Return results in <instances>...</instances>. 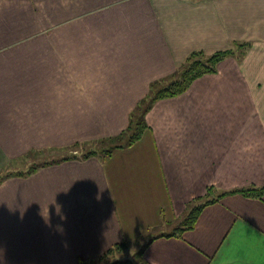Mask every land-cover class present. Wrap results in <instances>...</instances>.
Returning <instances> with one entry per match:
<instances>
[{
	"label": "crops",
	"instance_id": "1",
	"mask_svg": "<svg viewBox=\"0 0 264 264\" xmlns=\"http://www.w3.org/2000/svg\"><path fill=\"white\" fill-rule=\"evenodd\" d=\"M242 43V61L156 101L132 146L4 179L0 264H90L124 241L147 264H264V193L158 237L210 186H264V0H0V169L119 135L191 53Z\"/></svg>",
	"mask_w": 264,
	"mask_h": 264
},
{
	"label": "trees",
	"instance_id": "2",
	"mask_svg": "<svg viewBox=\"0 0 264 264\" xmlns=\"http://www.w3.org/2000/svg\"><path fill=\"white\" fill-rule=\"evenodd\" d=\"M250 43L236 44L235 49L229 48L225 50H219L212 54H206L203 51H194L191 53L188 58L180 65V67L170 76L164 79L155 81L150 86V91L144 99H142L134 112L131 115L130 123L128 127L119 135L104 138L97 141H86L82 143H76L73 147H83L81 151H78V154H74L69 151L68 147L61 148H49V149H33L28 151L25 155L11 160L8 167L0 169V183L14 175H28L37 171L41 167H45L51 164H56L61 161L70 160V159H85L92 156H101L109 157L115 150L124 149L132 146L137 141H139L148 128V125L145 121L146 113L152 108L154 103L163 98L175 97L185 91H187L191 84L197 78L205 75L218 72V64L224 59L238 54V60L242 61L243 58L248 53L250 49ZM126 139V140H125ZM122 140H125L124 143ZM92 143H97L95 147H87ZM61 151L64 154H53L45 155V151ZM69 151V152H68ZM65 152H68L65 154ZM80 152V153H79ZM31 154H37V157L29 159ZM29 159V160H28ZM23 162L27 167L19 169H12L17 162ZM2 173L3 171H5ZM264 193V186L257 187L251 185L248 187H243L239 189H234L231 191H222L217 189L214 186L207 188V192L204 196L193 199L190 203L187 204L186 212L184 216L179 220L176 229L170 233L161 234L160 236L166 237H176L180 238L186 231L193 230L196 227L197 221L203 212V210L216 203H219L222 199L229 195L240 194L245 197L257 198L262 200ZM156 238V237H155ZM129 250L127 241H124L121 244H117L112 247L105 255L101 256L96 261H91L90 264H101L100 262L106 260L107 258L114 255L115 252H125ZM144 248L138 251L135 254L136 261L133 262L130 259L121 262H114L113 264H147L142 258ZM85 264V263H81Z\"/></svg>",
	"mask_w": 264,
	"mask_h": 264
},
{
	"label": "rangeland",
	"instance_id": "3",
	"mask_svg": "<svg viewBox=\"0 0 264 264\" xmlns=\"http://www.w3.org/2000/svg\"><path fill=\"white\" fill-rule=\"evenodd\" d=\"M260 58H263V60H264V56L263 57H260ZM126 140V139H125ZM125 140H122V142L124 143V141ZM76 143H74V144H72V145H69V146H67L68 147V149H69V151H71L72 153H74V154H78V151H81V149H84L83 147H73L74 145H75ZM96 144L97 143H92V144H90V145H88L87 147L89 148V147H95L96 146ZM61 149H64V148H61ZM46 150V149H45ZM68 151V152H69ZM68 152H65V154L66 153H68ZM28 153V152H27ZM80 153V152H79ZM43 154H45V155H53V154H64L63 152H61V151H51V150H49V151H45V153H43ZM33 157H37V154H31L30 155V157H29V159H33ZM28 159V160H29ZM24 167V169H25V167H27L23 162H17L14 166H13V168L12 169H19V170H21L22 168ZM4 172H6V170L5 171H3L2 173H4ZM171 231H169V233H170ZM137 243V240L135 241V244ZM134 249H137L136 251H134ZM139 249L138 248H136V247H130L129 248V250L128 251H125V252H115L114 253V256H116V255H122V254H128L127 256H125V257H123V260H127V259H130L131 258V256H132V253H134V252H137Z\"/></svg>",
	"mask_w": 264,
	"mask_h": 264
}]
</instances>
